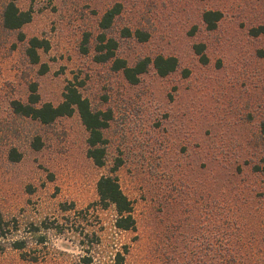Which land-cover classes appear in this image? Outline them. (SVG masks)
<instances>
[{"label": "rangeland", "instance_id": "obj_1", "mask_svg": "<svg viewBox=\"0 0 264 264\" xmlns=\"http://www.w3.org/2000/svg\"><path fill=\"white\" fill-rule=\"evenodd\" d=\"M8 1L0 0V264H74L88 254L91 264H113L117 251L123 264H201L206 177L230 204L236 184L254 185L260 194L245 188L236 213L253 226L256 216L246 210L256 208L264 222V56L257 52L264 0H16L31 13L19 29L2 24ZM115 3L121 11L105 33L116 40V55L131 65L173 55L177 70L159 76L150 64L129 83L94 59L99 20ZM205 10L221 12L214 29L202 20ZM31 37L48 43L37 64L26 53ZM33 84L39 103H59L72 85L92 109L110 112L102 166L86 154L76 112L44 124L13 109ZM105 174L117 176L132 201L131 230H117L113 206L98 203L96 182ZM16 239L23 248L11 245ZM245 241L264 245V235Z\"/></svg>", "mask_w": 264, "mask_h": 264}, {"label": "trees", "instance_id": "obj_2", "mask_svg": "<svg viewBox=\"0 0 264 264\" xmlns=\"http://www.w3.org/2000/svg\"><path fill=\"white\" fill-rule=\"evenodd\" d=\"M121 11V4L115 3L110 8L106 9L99 20V26L103 30L97 36L94 59L97 62H109L111 68L115 71H120L123 77L129 83H137L140 74L145 72L150 64L153 65L156 73L159 76H166L178 67V58L173 55L157 54L154 57H143L134 64H129L126 59L116 55L117 42L113 37L106 35L105 30L110 27L113 19ZM221 17L219 10H205L202 12V20L208 29H214L217 21ZM31 19L29 10H21L16 5V0H9L2 12V24L7 29H19ZM263 30V27L254 28V32L258 33ZM126 34H130L128 29ZM139 39H146L147 34L136 31ZM47 48L48 43L45 40H40L37 37H31L28 40L26 53L32 63L39 62L38 49ZM196 52L201 53L203 61L206 60L204 53V44L195 45ZM87 48H84L86 51ZM258 55L264 56V49H259ZM46 66L41 65V71H45ZM188 71H185L187 74ZM13 109L25 116L48 124L61 116H68L76 112L87 131V156L97 166H102L105 160V136L104 130L108 126L111 118L110 112L107 110H94L91 108L88 99L81 95L75 86L68 85L63 93L62 100L53 104L49 101L39 103V95L36 93V86H31V92L27 102L20 101L12 102ZM260 134L264 140V121L260 123ZM39 141L35 142V146H39ZM10 158L18 160L19 155L15 149L10 151ZM119 166L117 162L115 168ZM212 170V168H211ZM209 171V170H208ZM252 173L259 171L256 165L252 166ZM214 179H206L202 182V249H201V264H264V257L258 256L257 253L264 252V245L258 244L256 241H245L247 237H254L259 234L264 235V222L258 219L259 210L247 209L246 213L249 216H256L250 220L257 223L253 226H248L245 214L243 218L236 212H241L239 199L244 195L245 188L254 193L251 197L258 196L261 191H257L254 185L235 186L240 193L236 199L232 200L231 204L224 197H218L214 192L218 188ZM96 191L98 203L101 207L113 206L116 217L114 227L117 230H131L135 227V218L133 216L132 201L123 192L120 187L117 176L105 174L101 175L96 182ZM251 193V194H252ZM260 196V195H259ZM229 198V197H228ZM239 198V199H238ZM246 204L245 202H241ZM233 204V205H232ZM232 205V206H230ZM234 225V230L232 228ZM5 227L0 221V251L4 249V238L6 236ZM11 245L14 248H23L25 242L23 240H13ZM92 257L90 254L82 255L79 261L74 264H91ZM124 253L117 251L113 258V264H123Z\"/></svg>", "mask_w": 264, "mask_h": 264}]
</instances>
